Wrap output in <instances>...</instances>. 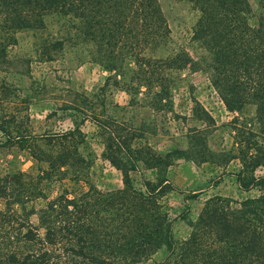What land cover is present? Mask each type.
<instances>
[{"label": "rangeland", "instance_id": "1", "mask_svg": "<svg viewBox=\"0 0 264 264\" xmlns=\"http://www.w3.org/2000/svg\"><path fill=\"white\" fill-rule=\"evenodd\" d=\"M248 2V22L255 26L256 0ZM157 3L166 36L143 50L134 39L131 49L124 40L94 41L82 33L78 18L55 12L43 16L39 29L0 32V264H10L11 252L22 256L41 248L39 241L25 242L24 233L30 228L42 236L39 216L61 194L70 197L89 185L106 193L122 189L120 171L103 156L94 116L111 119L127 136L132 132L126 137L131 148L159 157L151 165L139 160L128 173L136 190L161 175L175 188L156 197L176 245L188 235L186 219L193 221L209 197L228 198L236 206L260 194L255 187L240 188L235 179L244 140L264 144L255 104L227 109L212 87L208 53L193 36L197 8L188 0ZM142 55L150 58L160 81L138 79ZM173 58L181 65L170 63ZM82 117L78 168L50 171L31 157L29 146L52 152L45 136L72 128ZM263 173L262 166L254 171ZM166 255L162 246L136 264H157Z\"/></svg>", "mask_w": 264, "mask_h": 264}, {"label": "trees", "instance_id": "2", "mask_svg": "<svg viewBox=\"0 0 264 264\" xmlns=\"http://www.w3.org/2000/svg\"><path fill=\"white\" fill-rule=\"evenodd\" d=\"M188 1L198 11L193 36L208 53L212 87L227 109L255 104L264 133V0H256L255 26L248 22V0ZM52 12L78 18L82 33L94 41L115 45L124 40L130 49L131 39L143 50L161 42L167 32L157 0H0V32L39 29L43 16ZM137 61L138 79L161 80L150 58L142 55ZM170 63L182 62L173 58ZM83 117L72 128L45 136L52 152L29 146L31 157L47 163L50 171L78 168L83 163L77 150L84 141ZM92 119L102 132L103 156L121 173L122 189L106 193L89 185L78 194H61L49 202L39 216L42 236L30 228L24 233L25 242L39 241L41 248L22 256L9 253L10 264H136L162 246L167 255L157 264H264V173L254 174L257 167H264V144L244 140L237 156L240 170L235 174L240 188L255 187L260 194L236 206L228 198L209 197L193 221L186 219L188 235L176 245L156 197L175 188L161 175L155 181H142L143 190H136L128 173L137 169L139 160L151 165L159 157L131 148L126 137L134 134L119 132L111 119ZM4 135L12 137L9 132Z\"/></svg>", "mask_w": 264, "mask_h": 264}]
</instances>
